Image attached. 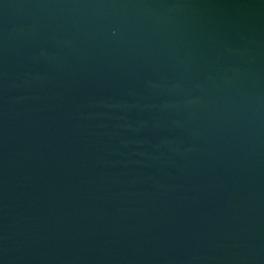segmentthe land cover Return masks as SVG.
I'll return each instance as SVG.
<instances>
[{"label":"water","instance_id":"95a60500","mask_svg":"<svg viewBox=\"0 0 264 264\" xmlns=\"http://www.w3.org/2000/svg\"><path fill=\"white\" fill-rule=\"evenodd\" d=\"M0 264H264V0H0Z\"/></svg>","mask_w":264,"mask_h":264}]
</instances>
